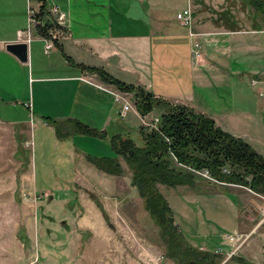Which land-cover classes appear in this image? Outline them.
<instances>
[{"label":"rangeland","instance_id":"1","mask_svg":"<svg viewBox=\"0 0 264 264\" xmlns=\"http://www.w3.org/2000/svg\"><path fill=\"white\" fill-rule=\"evenodd\" d=\"M28 1L37 13V3ZM53 5L49 0L47 18L43 20L51 27L59 25L53 17L48 18L49 14L54 15ZM185 5L186 0H179L176 6ZM185 9L193 10L196 24H203L207 30L196 37L200 42L203 34L206 39L230 31L225 22L217 24L215 20L227 12L234 14L240 27L225 42L235 43L240 51L250 54L252 67L263 68L264 32L251 31L262 27L263 21L246 2L187 0ZM177 13L180 25L191 29L192 23L185 25ZM56 29L60 36L62 25ZM194 43L193 40L192 47ZM12 70L11 62L0 61V84L9 86ZM18 76L14 77H18L14 82L18 91H0V117L18 120L28 115L35 124L29 126L30 131L21 132L17 125L0 121V264H183L169 254L160 226L132 184L126 161L119 157L124 174L113 175L86 157L81 161L72 149L75 144L90 154L103 156L111 150L109 140L78 134L68 142H59L54 127L40 124L38 115L25 111L23 103L30 100L33 85L21 73ZM251 87L244 91L246 100L251 101V123L240 129L253 138V147L264 156V120L262 112L255 111L261 99L258 90ZM34 92L38 93L37 84ZM120 97L124 103L132 104L125 117L127 112H136L141 124L149 127L154 118H161L158 108L151 115L137 112L134 94ZM133 128L121 131L142 146L139 124ZM204 176L206 180L198 189L159 185L172 207L178 231L193 247L216 254L218 264H262L264 194L239 184L217 183L206 172Z\"/></svg>","mask_w":264,"mask_h":264},{"label":"crops","instance_id":"2","mask_svg":"<svg viewBox=\"0 0 264 264\" xmlns=\"http://www.w3.org/2000/svg\"><path fill=\"white\" fill-rule=\"evenodd\" d=\"M178 1L52 0L53 6L65 13L63 34L60 32L58 38H52L56 27H51L49 35L45 36L39 32V24L29 26L28 0H0V61L11 62L14 69L11 83L6 86L8 84L1 82L0 91H18L16 87L19 86L14 82L21 73L33 85L31 98L26 102L30 106L23 103V108L38 115L40 124L53 127L44 117L55 120L77 118L93 128L105 130L108 136L125 135L121 130L131 131L134 126L142 125L141 118H138L141 116L136 112H127L125 117L124 99L119 101L116 96L133 93L105 83L97 73L79 64L103 68L115 78L143 86L171 103L192 106L197 112L212 117L225 131L253 146V138L240 129L250 125L253 115L251 101L246 100L244 91L249 85L256 88V92L258 90L261 102L258 101L255 111L256 114L262 112L264 120V65H261L262 69L252 67L249 64L252 59L250 54L240 51L235 43L225 42L240 27L231 12L215 20L217 24L225 22L230 31L209 35L206 39L204 34L201 35L205 53L201 60H195L191 54L195 38L190 32L203 33L207 30L202 28L203 24H196L194 16L191 29L181 26L176 13L187 8V0L186 5L180 7L176 6ZM34 2L40 7V3ZM55 17V14L48 15L51 19ZM253 29L251 31L264 32V22L262 27ZM19 31L24 32L21 38ZM47 38L54 42L49 52L46 51ZM214 40L216 42H212ZM12 42L28 44L27 62H21L6 50V45ZM252 80H256V85L251 83ZM221 81L224 82L221 84ZM35 84L38 85L37 97ZM25 118L0 117V121L17 125L21 132L30 131L29 126L35 124L34 120L32 117L29 120L28 115ZM111 128L114 133L109 134ZM57 139L65 143L74 137ZM72 149L81 161L90 152L75 144ZM111 150L103 156H113Z\"/></svg>","mask_w":264,"mask_h":264},{"label":"trees","instance_id":"3","mask_svg":"<svg viewBox=\"0 0 264 264\" xmlns=\"http://www.w3.org/2000/svg\"><path fill=\"white\" fill-rule=\"evenodd\" d=\"M33 1L40 3L37 16L44 19L47 0ZM243 1L264 22V0ZM50 28L49 23L38 26L39 32L45 36L49 35ZM79 66L97 73L105 83L133 93L141 115L145 116L157 108L161 110L163 113L158 126H140L143 145L139 146L129 136H108L105 130L93 128L77 118L55 120L44 117L45 121L55 128L60 140L78 134L108 139L116 156L87 153V160L113 175L124 174L119 157L126 161L132 172V184L160 226L169 254L183 264H218L216 254L193 247L178 231L172 207L159 185L198 189L200 183L206 180V172L217 183L239 184L264 194V156L243 138L225 131L212 117L197 112L192 106L171 103L143 86L115 78L103 68ZM99 205L103 208L101 203Z\"/></svg>","mask_w":264,"mask_h":264},{"label":"built area","instance_id":"4","mask_svg":"<svg viewBox=\"0 0 264 264\" xmlns=\"http://www.w3.org/2000/svg\"><path fill=\"white\" fill-rule=\"evenodd\" d=\"M52 13L55 14V16H56L54 18L55 22H57L61 26L62 23H63V20L65 18V13L60 11L57 6H52ZM36 15H38V12L36 13L35 9L30 4L29 7H28V22H29V26L37 25V24H39V25H44L45 24V22L43 23V21L39 20L38 16H36ZM177 18L180 21H183L185 23V25H191V23H192L191 10L190 9H185V10H183L181 12H178L177 13ZM59 25H56L55 27L57 28V26H59ZM23 33H24L23 31H19V35L20 36H22ZM50 33H51V31H50ZM190 35L195 38L194 39L195 43L193 44V47H192V50H191V54H192V56H193V58L195 60H201L203 58V54H202L203 47H202L201 42L196 38L199 35V33L191 31ZM58 36H59V34L57 33V31L53 32L52 38H58ZM46 43H47L46 44V51L49 52L54 47L53 39L51 40V39L47 38L46 39ZM253 82L256 83V80L253 81ZM116 99L119 100V101H122L123 97H120V95L119 96L117 95ZM25 105L26 106H30L29 103H26ZM131 106H132L131 102H126L123 112L125 113V111H128L129 109H131ZM158 119L159 118H154L152 120L153 124H150V126L156 128L158 126V123H159ZM224 171H228V170L224 169ZM262 264H264V245L262 247Z\"/></svg>","mask_w":264,"mask_h":264},{"label":"water","instance_id":"5","mask_svg":"<svg viewBox=\"0 0 264 264\" xmlns=\"http://www.w3.org/2000/svg\"><path fill=\"white\" fill-rule=\"evenodd\" d=\"M6 50L16 56L21 62L28 61V44L24 42H12L6 45Z\"/></svg>","mask_w":264,"mask_h":264}]
</instances>
